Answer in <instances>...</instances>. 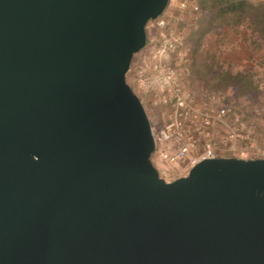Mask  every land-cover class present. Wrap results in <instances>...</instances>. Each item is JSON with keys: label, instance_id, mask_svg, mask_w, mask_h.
<instances>
[{"label": "water", "instance_id": "water-1", "mask_svg": "<svg viewBox=\"0 0 264 264\" xmlns=\"http://www.w3.org/2000/svg\"><path fill=\"white\" fill-rule=\"evenodd\" d=\"M168 0H0V264H264V158L170 182L125 81Z\"/></svg>", "mask_w": 264, "mask_h": 264}, {"label": "built area", "instance_id": "built-area-1", "mask_svg": "<svg viewBox=\"0 0 264 264\" xmlns=\"http://www.w3.org/2000/svg\"><path fill=\"white\" fill-rule=\"evenodd\" d=\"M197 0H176L174 12L195 15L199 12ZM176 14L162 13L148 21L153 33L165 31L159 45L139 65L133 76V84L145 93L158 96L159 103L169 108V120L159 130H152L154 155L159 163L167 167H178L179 175L173 176L161 170L158 177L170 182L184 176L193 164L218 157L237 159L264 158V136L257 138L250 126L229 114L220 106L217 98L209 92L185 91L180 82L186 48L175 30ZM150 23V24H149ZM150 59V60H149ZM223 131L222 142L217 144L204 137L210 128Z\"/></svg>", "mask_w": 264, "mask_h": 264}, {"label": "rangeland", "instance_id": "rangeland-1", "mask_svg": "<svg viewBox=\"0 0 264 264\" xmlns=\"http://www.w3.org/2000/svg\"><path fill=\"white\" fill-rule=\"evenodd\" d=\"M176 0H168L162 13H175L176 22H173L170 29L175 30L186 48L184 55L186 62L182 65V79L180 84L185 91L199 93V88L203 84L198 79L192 78L190 58H192L194 33L198 27L199 12L195 15L174 12L172 5ZM252 3H264V0H248ZM199 9V0L196 1ZM162 15V14H161ZM150 24V23H149ZM146 43L144 47L133 55L129 69L125 75V81L132 91L137 95L142 103L146 117L152 129L159 130L169 120V108L161 105L157 95L145 93L138 89L132 82L139 65L144 64L147 57L159 45L161 37L165 31L153 33L149 30L148 22L145 25ZM197 48L196 57H209L217 65L228 68L232 73L240 72L250 74L258 88V95L255 98L244 101V111L251 112V118L247 117L250 128L255 131L257 138L264 136V48L257 37L252 34L247 26L241 25L234 28L214 27L209 34L202 39V45ZM191 54V56H190ZM200 55V57H199ZM190 57V58H189ZM150 60V59H149ZM203 86V87H202ZM205 88V87H204ZM200 93H204L200 91ZM214 95V94H213ZM215 96V95H214ZM229 98L233 99L234 94L228 92ZM219 103L221 98L215 96ZM261 129V131H259ZM257 131L260 133L258 134ZM223 131L220 128H210L204 137L212 139L217 144L224 142L222 140ZM150 160L153 166L160 172L168 171L173 176L179 175L178 167H167L159 163L154 155L151 154ZM186 172H182L185 174Z\"/></svg>", "mask_w": 264, "mask_h": 264}, {"label": "trees", "instance_id": "trees-1", "mask_svg": "<svg viewBox=\"0 0 264 264\" xmlns=\"http://www.w3.org/2000/svg\"><path fill=\"white\" fill-rule=\"evenodd\" d=\"M244 24L264 48V3H252L248 0H199L198 27L192 33L193 51L189 60L192 78L198 79L205 87L202 86L199 91L219 96L220 106L228 109L230 115L248 124L247 117L251 118V112L244 111L243 103L259 93L252 76L240 72L232 73L228 68L214 64L209 57L199 60L196 57L203 37L214 27L234 28ZM228 92L234 94L233 99L229 98Z\"/></svg>", "mask_w": 264, "mask_h": 264}]
</instances>
